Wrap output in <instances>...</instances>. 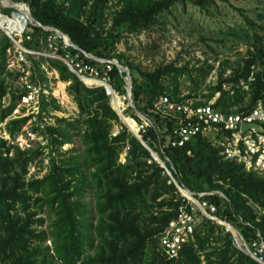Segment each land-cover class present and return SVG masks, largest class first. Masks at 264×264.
<instances>
[{
    "label": "trees",
    "instance_id": "1",
    "mask_svg": "<svg viewBox=\"0 0 264 264\" xmlns=\"http://www.w3.org/2000/svg\"><path fill=\"white\" fill-rule=\"evenodd\" d=\"M10 1L20 6L16 9L28 20L29 14L20 4L22 0ZM113 1L118 3L115 7L110 6ZM211 1L214 0H31L26 4L35 23H28L18 41L33 52L42 45L48 51L52 46L58 49L60 59L78 56L99 70L105 65L83 53L104 62L117 61L128 68L135 108L128 107L125 115L137 126L149 123L141 132L144 143L166 163L182 188L216 207V217L231 224L248 245L264 243V175L248 173L238 162L224 160L222 150L205 138H198L185 148L168 146L175 122L158 115L155 105L162 97L181 101L179 84L169 92L164 79L174 76L177 82L187 71L177 68L176 64L144 71L117 51L124 35L151 29L162 14L176 5L193 3L204 8ZM2 2L8 6L6 0ZM13 12L6 9L5 15L0 14L11 18L8 16ZM2 20L10 26L17 25L9 19ZM13 20L25 26L21 16ZM45 29L60 31L82 53L66 48L54 31ZM53 38H56L54 42ZM4 42L2 47L0 45L2 123L26 95L13 93L12 105L4 108L3 101L9 94L7 77L13 76L7 69V51L15 50L10 38L6 37ZM27 58L35 73L31 77L33 83L45 79L41 78L42 72L34 56ZM44 60L59 73L63 82L71 83L69 92L85 117L73 121L60 119L59 126L46 128L53 150L60 152L65 145L72 144L75 135H80L86 148L82 155L71 157L70 164L53 158L45 177L27 181L29 166L38 156H44L43 153L22 152L5 139L0 130V264H259L235 246L232 235L224 227L206 219L180 257L167 260L159 251L158 237L177 219L182 198L165 169L123 125L112 107L120 96H127L126 74L113 66L109 84L120 96L112 99L103 87H87L61 60ZM223 68L219 84L210 88L207 102L199 105H208L220 94L215 108L229 116L250 115L260 102L264 104V34L256 35L250 42L243 63L228 78ZM241 83L249 90L245 91ZM224 86L230 89L225 90ZM52 106L59 110L56 100ZM49 108L43 99V112L48 113ZM27 122L28 119H23L9 124L13 138ZM81 124L86 129L83 130ZM116 124L121 125L122 130L114 136L112 131ZM127 146L130 152L126 163H122L120 153ZM13 150L14 158L10 157ZM88 190L95 198V205L90 209L85 203ZM202 194L210 196L203 198ZM45 209L52 222L43 229L47 219L40 215ZM48 241H53L55 255L50 254L49 247H44ZM87 248L95 253L90 255Z\"/></svg>",
    "mask_w": 264,
    "mask_h": 264
},
{
    "label": "rangeland",
    "instance_id": "2",
    "mask_svg": "<svg viewBox=\"0 0 264 264\" xmlns=\"http://www.w3.org/2000/svg\"><path fill=\"white\" fill-rule=\"evenodd\" d=\"M30 1L22 0L20 2L25 11H28L29 8L26 2L30 3ZM117 4V1H113L110 6L115 7ZM7 5L11 6L9 3ZM15 7L20 8V6ZM6 9L9 8L3 7V2L0 0V12L4 14ZM8 17L13 20L16 16ZM2 19L5 17L0 14L1 47L5 43L4 39L9 38L8 35L13 36L18 32L16 37L19 38L24 35L27 29L26 20L25 26H23L25 29L22 30L18 25L6 24ZM20 33L22 34L20 35ZM263 34L264 0H214L204 8L195 6L193 3L178 4L162 14L151 29L124 35L122 41L117 45V51L124 54L133 65L144 71H153L157 67L171 64H176L179 69H185L187 73L178 77L177 82L172 76L164 79V84L169 92H172L178 83L179 100L200 104L207 102L206 96L211 94L210 88L219 84L222 68L224 67L223 70L226 73L225 78H228L233 70L243 63L250 48V42L256 39V35L262 36ZM55 40L56 38L52 39L53 42ZM49 49L51 50V48ZM50 50H46L42 45L34 57L42 72L41 78H45L39 79L37 83H33L31 79L34 73L31 61L22 60L16 49L7 51V69L13 76L7 77L9 94L3 101L4 108L12 105L13 93L25 95L26 85L33 84L41 89L39 94L31 95L28 103L24 102L23 98L17 102L11 115L3 123L0 122L2 135L11 145L19 147L24 153L41 151L44 155L38 156L29 166L27 181L45 177L50 171L53 158L56 161L66 160L67 164H70V158L82 155L86 148L80 135H75L72 144L65 145L60 152L53 150L50 135L46 133L47 127L59 126L58 120L60 119L73 121L85 118L81 115L74 96L69 92L71 83L63 82L59 73L50 67L47 60H44L51 59L53 56ZM227 61L229 64H226ZM18 74H22L21 77H17ZM89 85L99 86L100 84ZM241 86L245 91L249 90L245 83H241ZM224 89L229 90L230 86H224ZM127 97L120 96L119 102L114 107L120 115L123 125H127L134 134H138L137 124L131 123L125 115V111L131 107ZM220 97V94H216L209 104H217ZM43 99L50 105L48 113L42 110ZM53 100H56L59 110L53 108ZM246 102H248V98ZM1 117L0 113V121ZM23 119H28L27 124L22 127L20 132H16L13 138L9 132V124ZM81 125L83 130L86 129L84 124ZM121 130L122 126L116 124L112 134H118ZM215 146L218 144L215 143ZM129 152L128 146L124 151L122 150L120 162L126 163ZM10 157H15L14 150ZM90 191L88 190L85 194V203L89 209L95 205L94 195ZM40 217L47 219L43 229L48 228L52 221L47 209ZM44 247H49L50 254L55 255L53 241L46 242ZM87 249L90 255L95 253V250Z\"/></svg>",
    "mask_w": 264,
    "mask_h": 264
},
{
    "label": "built area",
    "instance_id": "3",
    "mask_svg": "<svg viewBox=\"0 0 264 264\" xmlns=\"http://www.w3.org/2000/svg\"><path fill=\"white\" fill-rule=\"evenodd\" d=\"M16 36H18V32L11 37V40L14 42V47L21 56V59L27 60V56L29 55L35 57L37 55L36 52L25 49ZM67 47L68 45H66ZM51 48L53 47L51 46ZM57 52L58 49L53 48L51 59L61 60L86 86L89 88L103 87L111 98L118 95L109 84V75L113 71V66L117 65V61L100 62L105 67L99 70L96 67L88 65L78 56L74 58L69 55L67 59H60L57 56ZM87 81L96 82L100 85L90 86L87 84ZM108 86L114 91L112 94L107 90ZM25 90L26 95L23 97V101L26 103H28V99H30L32 94H39L41 91V89L33 84L26 85ZM215 107L216 104L201 106L195 102L177 101L170 97H162L155 105V112L163 119L175 122L173 138L169 140L168 146L185 148L194 140L205 138L214 146L215 143L218 144L215 147H219L222 150L221 156L224 160L238 162L243 165L248 173L264 175V104L260 102L250 115L233 114L228 116L221 113ZM243 124L259 125L262 127V132L250 129L243 133ZM148 126L149 123L147 122L143 126H138V134L141 135V132L145 131ZM131 132L134 133L130 130ZM189 155H191V152ZM166 160L169 161L168 158ZM122 163L124 162L122 161ZM165 171L173 183L178 184L167 166ZM179 193L182 198V204L179 207L178 217L158 237L159 251L167 260H174L180 257L184 247L194 241V235L198 226L203 219H206L224 227L226 232L232 235L234 244L240 251L249 255L259 264H264V243L254 242L252 245H248L242 235L231 224L216 217V207L210 205L208 201L197 198L198 195H189L183 191H179ZM216 194L218 193H213L212 195ZM200 196L204 198L210 195L202 194ZM77 264L83 263L79 262Z\"/></svg>",
    "mask_w": 264,
    "mask_h": 264
},
{
    "label": "water",
    "instance_id": "4",
    "mask_svg": "<svg viewBox=\"0 0 264 264\" xmlns=\"http://www.w3.org/2000/svg\"><path fill=\"white\" fill-rule=\"evenodd\" d=\"M8 2H9V4L11 5V6H4L3 5V7H5V8H9V9H13L15 12H13V14L11 15L12 17L13 16H23L21 13H19L18 12V10L16 9V7L15 6H13L15 3H12L10 0H8ZM26 6V5H25ZM28 11H29V15H28V20H26V23H27V26H28V23L29 22H32V23H35V20L33 19V17H32V15H31V12H30V9L28 8ZM39 26V25H38ZM39 27H41V26H39ZM46 31H54L59 37H60V39H62L63 41H64V43L66 44V45H68V47H71V48H73V49H75V50H77V51H80L81 53H82V51L77 47V46H75L74 44H73V42L70 40V39H68L67 37H65L64 36V34L63 33H61L60 31H57V30H53V29H45ZM8 37L11 39V37L12 36H10V35H8ZM87 58H89V59H91V60H93V61H95V62H98V63H102L103 61H101V60H99V59H97V58H95V57H93L92 55H88V54H85V53H83ZM117 68L119 69V71H120V73H124V74H126V82H127V98H128V102H129V104H130V106L132 107V108H135L134 107V104H133V99H132V96H133V93H132V91H133V81H132V76H131V73H130V71L128 70V69H126V68H124L123 66H121L119 63H117ZM88 87V86H87ZM90 88H94V87H90ZM107 90H109V92L112 94V92H114V91H112V89H111V87H109L108 86V88H107ZM112 99H113V97H112ZM112 107L113 108H115L114 106H113V104H112ZM139 114V113H138ZM119 115V114H118ZM120 116V115H119ZM127 126V125H126ZM127 128H128V126H127ZM250 129H255L256 131H258V132H262V127L261 126H259V125H249V124H243L242 125V132L243 133H245V132H247L248 130H250ZM128 130H129V128H128ZM130 131V130H129ZM132 133V132H131ZM135 137H136V139L151 153V156H152V158L163 168V169H166V164L162 161V159L159 157V155L158 154H156L155 152H153L148 146H147V144L146 143H144V141H143V139H142V137H141V135L140 134H134V133H132ZM175 186L177 187V189L181 192V191H183V192H186L187 194H189V195H193L189 190H187V189H185V188H182L180 185H178V184H175Z\"/></svg>",
    "mask_w": 264,
    "mask_h": 264
},
{
    "label": "bare ground",
    "instance_id": "5",
    "mask_svg": "<svg viewBox=\"0 0 264 264\" xmlns=\"http://www.w3.org/2000/svg\"><path fill=\"white\" fill-rule=\"evenodd\" d=\"M6 3L8 4L9 2H8V0H6ZM28 14H29V12L28 11H26ZM3 16V15H2ZM3 17H5V16H3ZM24 20H27V18L25 17V16H21ZM2 18V17H1ZM5 19H9V20H11V18H7V17H5ZM11 21H13L14 23H16L20 28H22V30L23 29H25V27H23V26H21V25H19L16 21H14V20H11ZM87 83H89V84H91V85H93V84H97L96 82H90V81H87Z\"/></svg>",
    "mask_w": 264,
    "mask_h": 264
}]
</instances>
